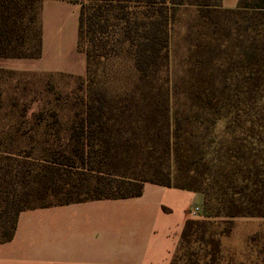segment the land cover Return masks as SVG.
Here are the masks:
<instances>
[{"label":"trees","instance_id":"16d2710c","mask_svg":"<svg viewBox=\"0 0 264 264\" xmlns=\"http://www.w3.org/2000/svg\"><path fill=\"white\" fill-rule=\"evenodd\" d=\"M43 1L0 0V58L41 57ZM67 1L80 5L90 85L69 123L71 152L37 159L0 150V244L12 241L24 211L138 198L150 183L204 199L203 218L185 222L170 264H200L199 250L215 264L216 225L229 235L236 218H264V0L233 9L222 0ZM181 11L193 16L186 69L173 79ZM111 57L132 60V84L121 73L113 87L98 78Z\"/></svg>","mask_w":264,"mask_h":264},{"label":"crops","instance_id":"0c3cea01","mask_svg":"<svg viewBox=\"0 0 264 264\" xmlns=\"http://www.w3.org/2000/svg\"><path fill=\"white\" fill-rule=\"evenodd\" d=\"M79 18L80 5L44 0L41 57L0 58V70L85 76ZM203 202L200 193L147 183L138 198L24 211L12 241L0 244V264H170L185 222Z\"/></svg>","mask_w":264,"mask_h":264},{"label":"rangeland","instance_id":"374dc122","mask_svg":"<svg viewBox=\"0 0 264 264\" xmlns=\"http://www.w3.org/2000/svg\"><path fill=\"white\" fill-rule=\"evenodd\" d=\"M238 0H225L224 5L235 8ZM40 2L36 4V10ZM193 14L181 11L171 30V72L176 78L185 71L188 44L185 35ZM38 25V24H37ZM98 78L103 77L109 87L118 84V73L124 74L132 84L135 80L133 62L128 57H111L99 65ZM179 72V73H178ZM177 73V74H176ZM103 74V75H101ZM90 85L88 76L50 75L0 70V150L13 154L32 152L42 159L46 152H71L70 120L78 110V98ZM56 113L59 123L37 116ZM225 122L216 131L223 130ZM203 208L194 219H202ZM223 224L216 225L221 241V254L215 264H264V218H236L229 235L223 234ZM201 249V247H200ZM200 264H209L202 258ZM180 264H184L183 262Z\"/></svg>","mask_w":264,"mask_h":264},{"label":"built area","instance_id":"2783aa9c","mask_svg":"<svg viewBox=\"0 0 264 264\" xmlns=\"http://www.w3.org/2000/svg\"><path fill=\"white\" fill-rule=\"evenodd\" d=\"M198 211H199V209L197 208L194 211H192V214L196 215Z\"/></svg>","mask_w":264,"mask_h":264}]
</instances>
